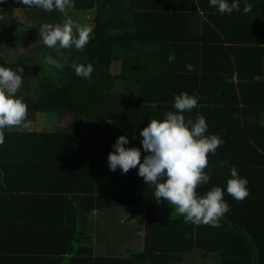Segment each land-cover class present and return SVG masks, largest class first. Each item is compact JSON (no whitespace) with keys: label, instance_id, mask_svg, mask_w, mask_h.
I'll use <instances>...</instances> for the list:
<instances>
[{"label":"trees","instance_id":"1","mask_svg":"<svg viewBox=\"0 0 264 264\" xmlns=\"http://www.w3.org/2000/svg\"><path fill=\"white\" fill-rule=\"evenodd\" d=\"M239 2L241 11L227 15L208 0H75L69 14L93 30L83 50L43 44L39 28L63 24L59 11L0 2V65L22 67L17 95L28 121L49 122L4 130L0 264H180L194 253L207 264H264V0ZM15 10L30 22L33 43L6 58L20 40ZM48 56L63 67L45 64ZM81 63L94 66L90 80L75 74ZM181 92L198 100L186 120L202 115L206 134L223 141L208 155L209 183L196 189H225L230 211L216 226L186 224L167 201L158 204L138 166L127 174L108 166L116 139L126 134L128 147L142 149L139 132L175 111ZM64 114L71 119L59 126ZM232 166L248 180L242 201L226 192ZM121 207L142 224V247L97 254L99 229L89 224L97 211Z\"/></svg>","mask_w":264,"mask_h":264},{"label":"clouds","instance_id":"2","mask_svg":"<svg viewBox=\"0 0 264 264\" xmlns=\"http://www.w3.org/2000/svg\"><path fill=\"white\" fill-rule=\"evenodd\" d=\"M2 2V0H0ZM209 6L220 14L231 15L240 12L239 0H208ZM28 7H37L45 12L59 11L65 15L63 24H42L39 28L43 44L52 48H75L83 50L89 43L92 28L75 21L69 14L75 7V0H20ZM252 11L250 4L243 8V14ZM44 63L62 68L63 65L48 56ZM75 74L84 79H91L94 66L91 63L73 64ZM193 70L191 64L187 65ZM22 67L13 70L0 65V145L4 143V130L15 129L24 132L28 129V105L23 96H18L22 87ZM198 106L195 96L181 92L174 96L173 108L167 111L162 119H151L139 132L141 147H128V136H119L113 150L107 157L109 169H119L127 174L130 169H137V175L144 182L154 187V196L158 204L167 201L174 211L183 216L184 222L193 225L216 226L218 220L230 211L224 199L225 189L213 186L200 195L196 189L206 185L211 179L208 168V155H215L222 140L215 135H207L208 125L205 117L197 115L195 120L185 118ZM133 136L132 139H137ZM142 150L146 153L141 161ZM222 161L221 166L227 165ZM230 178L226 182V192L233 199L242 201L249 195L248 180L241 177L235 168H229Z\"/></svg>","mask_w":264,"mask_h":264},{"label":"rangeland","instance_id":"3","mask_svg":"<svg viewBox=\"0 0 264 264\" xmlns=\"http://www.w3.org/2000/svg\"><path fill=\"white\" fill-rule=\"evenodd\" d=\"M14 16L17 17L20 21V27L17 28V30L21 32L19 38L20 40L19 42H17V46H15V48H17L16 50L1 54L6 58H12L15 53H24L32 46L33 43L32 40L26 38L27 31L31 26L30 22L26 21V19L24 20L23 12L21 10H15ZM113 68L115 70V68H117V65L114 64ZM38 117L39 116L36 117L35 121H31L29 125L34 128H39L41 126L43 127V125L46 126V124L49 123H42L41 120L38 122ZM69 119H71V116L68 114H64L59 118L57 123L59 126H63L69 121ZM111 210H120V213H117V215L114 216L111 214L114 213L111 212ZM126 210L127 208L121 207L97 211L98 213H100L102 218L99 215H96L95 224L93 226L89 224V226H91V229H99V233L93 236V246L97 254L124 255L127 250L136 251L140 250V248L142 247V224L139 222L138 218L126 213ZM96 237L98 239V242L96 241ZM94 243H96V246L94 245ZM180 264L207 263L204 262L199 254L194 253L186 256Z\"/></svg>","mask_w":264,"mask_h":264},{"label":"bare ground","instance_id":"4","mask_svg":"<svg viewBox=\"0 0 264 264\" xmlns=\"http://www.w3.org/2000/svg\"><path fill=\"white\" fill-rule=\"evenodd\" d=\"M249 206V205H248ZM258 209V208H257ZM256 211H258V210H256Z\"/></svg>","mask_w":264,"mask_h":264}]
</instances>
